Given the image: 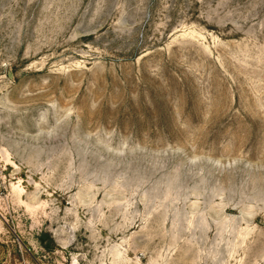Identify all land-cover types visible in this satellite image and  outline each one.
Returning <instances> with one entry per match:
<instances>
[{"label": "rangeland", "instance_id": "374dc122", "mask_svg": "<svg viewBox=\"0 0 264 264\" xmlns=\"http://www.w3.org/2000/svg\"><path fill=\"white\" fill-rule=\"evenodd\" d=\"M0 264H264V0H0Z\"/></svg>", "mask_w": 264, "mask_h": 264}, {"label": "trees", "instance_id": "16d2710c", "mask_svg": "<svg viewBox=\"0 0 264 264\" xmlns=\"http://www.w3.org/2000/svg\"><path fill=\"white\" fill-rule=\"evenodd\" d=\"M39 240L42 246L47 250H53L55 247V240L49 232H42Z\"/></svg>", "mask_w": 264, "mask_h": 264}]
</instances>
